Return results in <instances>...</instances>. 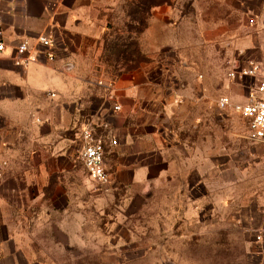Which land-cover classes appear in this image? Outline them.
I'll use <instances>...</instances> for the list:
<instances>
[{"label": "rangeland", "instance_id": "rangeland-1", "mask_svg": "<svg viewBox=\"0 0 264 264\" xmlns=\"http://www.w3.org/2000/svg\"><path fill=\"white\" fill-rule=\"evenodd\" d=\"M112 1L103 38L85 42L90 78L165 81L164 141L138 153L152 167L129 185H101L80 162L56 177L38 169L31 189L6 176L0 264H247L264 142L236 106L264 99V0ZM250 60L261 73L230 76ZM106 122L99 134L113 133Z\"/></svg>", "mask_w": 264, "mask_h": 264}, {"label": "crops", "instance_id": "crops-1", "mask_svg": "<svg viewBox=\"0 0 264 264\" xmlns=\"http://www.w3.org/2000/svg\"><path fill=\"white\" fill-rule=\"evenodd\" d=\"M112 3L0 0L8 43V50L0 55V192L8 187V175L15 183L13 190L18 185L31 189L38 185V169L57 172L56 177L82 164L81 129L88 120L99 125L98 132L108 124L105 119L109 120L118 140L105 152L109 185L133 184L141 171L152 167L138 165L137 155L141 150L155 152L164 141L161 126L155 124L156 114L161 117L164 111L155 105L162 108L166 104V82L123 75L113 83V98L121 109L112 114L109 92L103 91L101 80L90 78L93 68L85 63V42L103 38V10L113 8ZM41 35L51 37L54 60L48 59L47 50L39 44ZM24 38L31 41L36 57L26 65L14 60L15 48ZM255 202L254 213L246 215L252 225L247 264H264V192L257 193Z\"/></svg>", "mask_w": 264, "mask_h": 264}, {"label": "built area", "instance_id": "built-area-1", "mask_svg": "<svg viewBox=\"0 0 264 264\" xmlns=\"http://www.w3.org/2000/svg\"><path fill=\"white\" fill-rule=\"evenodd\" d=\"M38 42L47 52L49 60H54L52 51V40L47 35H41ZM8 50V43L5 36V28L3 16L0 12V55ZM33 46L28 38L22 39L15 48L14 60L17 64H29L36 57L32 54ZM262 65L258 61L250 60L246 66L240 67L239 70L232 72L231 77H247L257 76L262 72ZM99 84L106 87L109 91V96L113 98V83H104L99 81ZM259 92L264 93V83L259 86ZM53 95V94H52ZM218 104L221 108L230 105V99L227 96H222ZM121 109V106L115 103L112 106L111 113H115ZM236 110L248 120L249 129L258 140L264 142V99L255 98L247 103L236 106ZM107 125L105 124L104 127ZM98 127L92 120H88L81 129V137L84 142L83 149L80 153V160L86 169L89 178L101 185L108 186L111 183V177L105 163V152L107 146H116L118 140L112 132L107 134H99Z\"/></svg>", "mask_w": 264, "mask_h": 264}, {"label": "trees", "instance_id": "trees-1", "mask_svg": "<svg viewBox=\"0 0 264 264\" xmlns=\"http://www.w3.org/2000/svg\"><path fill=\"white\" fill-rule=\"evenodd\" d=\"M151 4H152V6H154V5H158L157 3H151ZM152 6H148V7L151 9ZM135 20H136V19H135ZM138 22H139V23L141 22V24L143 25V28H139L138 31L141 32V31H143L144 29L147 28L148 25H147V22H146L145 20H144V21H143V20H140V21H138Z\"/></svg>", "mask_w": 264, "mask_h": 264}]
</instances>
